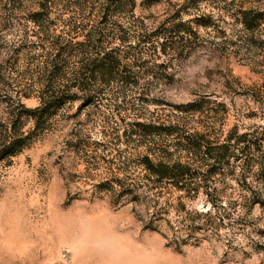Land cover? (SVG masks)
<instances>
[{
	"label": "rangeland",
	"instance_id": "1",
	"mask_svg": "<svg viewBox=\"0 0 264 264\" xmlns=\"http://www.w3.org/2000/svg\"><path fill=\"white\" fill-rule=\"evenodd\" d=\"M19 2L0 0V35L25 22L13 3L20 17L43 4L69 40L68 78H82L0 170V264H264V0ZM92 32L119 58L87 80ZM23 70L36 108V70ZM246 134L253 149H221ZM145 157L191 179L156 182Z\"/></svg>",
	"mask_w": 264,
	"mask_h": 264
},
{
	"label": "trees",
	"instance_id": "2",
	"mask_svg": "<svg viewBox=\"0 0 264 264\" xmlns=\"http://www.w3.org/2000/svg\"><path fill=\"white\" fill-rule=\"evenodd\" d=\"M131 1L134 3V0ZM117 4L118 7L128 5L124 0H117ZM40 8L39 11L32 10L26 16L20 17L18 16L19 8L13 3L10 9L13 21L25 18V22H14L15 25L17 24V34L11 40H7V35L5 37L0 35V51L4 50L6 53L5 60L0 61V170L11 167L14 158L53 126L51 122L58 111L73 101L68 81L76 84L82 78L81 76L68 78L69 63L68 55L65 53L69 40L62 35H56L55 29L46 24L49 12L43 4H40ZM7 23L9 20L0 16V33L6 30ZM181 32L184 30L177 31V33ZM87 36L88 46L92 47L93 52L81 51L85 57L82 62L87 61L81 67L87 74L86 79L90 80L95 75L106 76L115 72L114 65L119 55L116 53L114 55L113 51L106 52L102 47L103 33L92 32ZM46 45L48 52L43 61L40 60L43 55L38 56L35 51L38 47ZM52 56L54 57L51 59ZM21 61H24L25 65H20ZM24 67L25 70H36L38 88L35 93L39 99V106L36 108H29L24 103V99L33 95L34 76L32 72V77H26ZM84 72L83 75H86ZM240 144H243L241 149L244 152L247 149H253L256 142L248 140L246 134L234 145L224 144L221 149L226 152L231 149L236 150ZM261 146H263V140H261ZM142 164L159 183L166 181L177 186L186 179H191V169L188 165L164 162L155 164L148 157L144 158ZM184 223L185 221L179 222L185 228ZM188 235L192 237V234Z\"/></svg>",
	"mask_w": 264,
	"mask_h": 264
}]
</instances>
